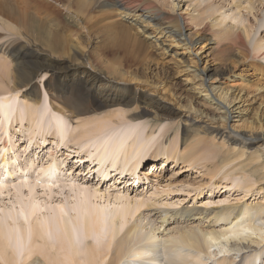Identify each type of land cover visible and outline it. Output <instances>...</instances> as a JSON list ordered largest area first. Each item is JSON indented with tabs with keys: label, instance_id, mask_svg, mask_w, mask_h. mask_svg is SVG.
I'll use <instances>...</instances> for the list:
<instances>
[{
	"label": "rangeland",
	"instance_id": "obj_1",
	"mask_svg": "<svg viewBox=\"0 0 264 264\" xmlns=\"http://www.w3.org/2000/svg\"><path fill=\"white\" fill-rule=\"evenodd\" d=\"M5 1L0 0V12L11 9L3 5ZM9 1L17 10L29 8L22 0ZM228 1L245 6L250 0L214 3L226 5ZM253 1L258 9L253 12L258 13L254 37H264V0ZM29 11L36 16L41 12L37 7ZM131 23L120 19V26L130 29L129 37L139 46L132 61L125 63L124 55L119 63L113 60L120 66L118 77L102 70L111 61L97 49L109 39L105 31L90 37L82 30L70 36L73 46L79 48L78 59L90 54L97 66L94 69L118 83L108 95L98 96L97 89L96 95L81 101L75 97L77 85L70 80L55 88L64 72L65 59L53 60L57 69L53 77L46 62L48 69L31 86L14 94L0 92V216L33 201L48 225L54 224L63 210L70 215L77 212L75 204L84 199L110 210L126 206L135 210L139 200L144 202L142 210L170 211L264 204V142L240 146L239 141L226 136L230 131L233 136L253 139L264 136V62L245 53L226 54L210 42L186 49L177 39H167L170 34L160 32L154 23L144 25L149 29L148 37L131 28ZM155 40L172 50L164 51ZM11 46L32 48L43 59L48 56L36 37L20 31L0 13V66H15L11 58L15 50L7 51ZM205 67L222 69L232 78L203 82L198 73ZM5 102L16 106L9 121L5 120ZM219 103L225 109H216ZM26 105H30L29 110L24 109ZM65 111L67 115L73 113L72 117H63ZM172 150L178 156L188 152L194 159L193 166L183 163L181 157L169 159ZM124 151L129 154L128 162L121 166ZM103 152L107 155L100 163L97 158ZM136 162L140 166L133 175ZM154 166L159 172L149 176ZM122 170L123 177L119 175ZM48 171H53L50 180L45 175ZM134 177L139 184L132 186ZM49 237L58 244L55 235ZM76 241L80 247L85 245L80 231ZM88 241L104 250L109 239L94 236ZM10 243L17 248V241ZM16 250L20 264L34 258L45 262L39 253Z\"/></svg>",
	"mask_w": 264,
	"mask_h": 264
},
{
	"label": "bare ground",
	"instance_id": "obj_2",
	"mask_svg": "<svg viewBox=\"0 0 264 264\" xmlns=\"http://www.w3.org/2000/svg\"><path fill=\"white\" fill-rule=\"evenodd\" d=\"M22 2L29 6L28 10L13 8L9 0L3 2V5L11 9L6 12L2 10L1 16L11 20L28 36L36 37L48 56L43 59L41 54L29 47H9L8 52L15 50L11 55L15 66H0V92L3 93L14 94L24 86H31L33 80L48 69L46 62L50 63V75L53 77L57 71L52 65L53 60L65 59L64 72L55 88L63 87L64 82L70 80L77 85L75 97H79L81 101H87L92 95H96L97 89L98 96L108 95L110 90L117 88L118 83L108 76H103V72L118 77L120 66L115 63L121 62L122 55L125 63L132 61L137 53L135 48L139 46L129 37L130 29L120 26V19L132 21L131 28L137 29L147 37L150 35L149 29L144 25L146 22L149 25L154 23L160 32L170 34L167 39H177L186 49H193L202 42H210L217 49L222 48L226 54L245 53L252 55L253 60L264 62V37H254L258 13L253 12L258 9L253 0L245 6L242 3L233 5L229 1L226 5L216 4L214 0H202L197 3L189 0ZM257 2L261 3L260 0ZM36 7L41 10L37 16L29 11ZM82 30L87 31L90 37L105 31L109 37L105 45L97 48L111 58L107 66L102 68L103 75L94 69L97 66L91 61L90 54H82L80 59L77 58L79 48L73 46L70 36ZM154 42L156 46H162L164 51L172 50L171 46L165 47L160 40ZM174 54L179 55L178 52ZM84 59H87L86 63ZM198 76L203 82L214 83L220 82L222 77H227L228 80L232 78L216 67H205ZM228 93L229 91L226 92ZM3 105L5 120L9 121L16 106L8 102ZM225 107L220 104L216 109ZM24 109L29 110L30 105L24 106ZM67 113L65 111L61 115L71 118L73 113ZM222 118L224 116L220 119ZM233 135L230 131L226 136L239 141L240 146L264 142V136L253 139L244 135ZM242 152L244 154L247 150ZM123 154L124 161L121 166L128 162L129 154L125 151ZM104 155L107 153L103 152L97 158L100 163ZM168 156L174 160L181 157L183 163L188 166L194 164V159L188 152L179 153L178 156V153L172 150ZM80 160H84L83 156ZM2 162H5L4 159ZM133 164L132 172L140 166L137 162ZM48 172L45 175H49L50 180L49 177L53 176L50 172L53 171ZM158 172L154 166L148 174L152 176ZM119 175L124 176L123 170ZM103 177L106 179V176ZM133 180L132 186H135L138 181L135 177ZM249 184L250 181H247V185ZM79 201V204H75L79 211L72 215L65 210L59 212L52 225L47 224L45 216L39 215L36 201L25 203L18 211H8L1 215L0 263L20 264L16 249L24 252L29 249L30 255L39 253L45 262L34 258L24 264H264L263 203L217 210L186 207L180 211H170L157 208L142 210L144 202L140 200L136 201L135 210L131 206L110 210L94 205L95 203L92 204L86 199ZM77 231H80L85 240L83 247L76 241ZM49 234L55 235L58 244L50 240ZM94 236L109 239L104 245V250L88 241ZM12 240L17 241L16 249L10 243Z\"/></svg>",
	"mask_w": 264,
	"mask_h": 264
}]
</instances>
